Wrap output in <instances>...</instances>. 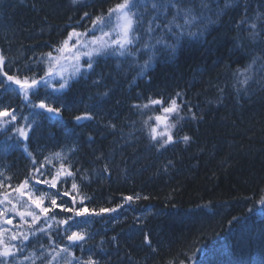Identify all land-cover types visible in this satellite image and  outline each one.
Instances as JSON below:
<instances>
[{
    "label": "trees",
    "instance_id": "16d2710c",
    "mask_svg": "<svg viewBox=\"0 0 264 264\" xmlns=\"http://www.w3.org/2000/svg\"><path fill=\"white\" fill-rule=\"evenodd\" d=\"M119 2L0 0L3 71L39 79L48 68L45 54L60 55L54 49L69 32L86 33L90 40L110 31L116 17L109 18L108 9ZM134 2L133 11L141 12L143 20L130 55L97 56L88 72L63 74L68 88L52 92L41 83L31 94L32 103L45 99L60 107V116L28 107L17 85L0 74V108L15 110L17 116L7 130L0 129V181L5 185L0 194L12 192L49 157L52 163L42 169L49 179L61 163L70 165L74 176L62 178L55 189L31 181L36 196L47 193L44 206L55 195L65 207L116 209L75 217L55 208L31 229V217L21 221L14 211L6 212L4 219L12 224L0 219V228L8 230L5 241L23 249L10 258L12 264H32L24 257L33 252L40 257L35 264H46L52 249L59 247H67L72 256L60 253L53 264H81L89 255L98 264H264V203L258 202L264 197V0H230L228 7L226 0H203L206 7L201 0H179L197 17L182 36L180 29L163 28L172 9L147 33L153 0ZM101 15L104 23L93 28L91 20ZM176 22L183 25V16ZM189 31L199 35L189 36ZM145 43L154 47L145 48ZM165 44H176L175 52ZM75 51L64 54L62 66ZM145 61L149 66L141 74ZM245 77L247 82L241 83ZM62 82L59 76L51 81L55 87ZM173 97L183 118L170 117L172 122L179 119L172 129L174 142L157 150L144 121L154 125L149 117L161 114ZM149 98L165 103L134 107ZM85 112L94 118L74 119ZM33 121L29 140H18L12 129ZM185 135L190 137L187 143ZM57 152L66 159H57ZM73 181L79 195L71 191ZM65 191L70 195L63 196ZM125 196L133 200L125 201ZM15 197L12 193L13 202ZM81 197H86L83 205ZM8 208L7 202L0 204V211ZM70 216L67 225L58 223ZM41 227L46 232L36 231ZM22 231L36 234L22 244L9 241L11 233ZM74 231L86 233L85 240L70 243L67 235Z\"/></svg>",
    "mask_w": 264,
    "mask_h": 264
},
{
    "label": "snow or ice",
    "instance_id": "6c2138e0",
    "mask_svg": "<svg viewBox=\"0 0 264 264\" xmlns=\"http://www.w3.org/2000/svg\"><path fill=\"white\" fill-rule=\"evenodd\" d=\"M73 3H77L78 0H72ZM202 6L206 7L207 5L203 3L201 0ZM230 5V0H226L225 7ZM151 9L154 10V14L151 16L148 26L145 31L149 34L155 31L153 27V23L160 19L165 13L169 11V9L173 10V15L167 23L163 24V28H167L169 32H172L173 28L180 29L179 36L184 35L185 27H190L193 22L196 21L197 17L192 14V9L187 7H181L179 0H153L150 4ZM145 11L148 10V3H144L143 5ZM134 8H137V4L134 0H120L119 3H116L114 6L108 9V17L115 15L116 23L114 27L110 31H102L100 36H93L90 40H83L82 38L85 37L86 33L77 32L75 30L69 32L68 38L62 41L59 47L54 49L55 52L59 53L60 55H53L52 52H48L45 55L48 57V68L44 73V76L39 77V79L35 77H28L24 76L23 78L16 76V75H9L7 72L3 71V63L5 57L0 55V74H2L6 80L12 84L17 85L19 88V93L24 102H26L28 107L34 109H41L44 112L48 113L49 115L53 116H60L61 115V108L53 106V103L48 102L45 99H39L37 103L31 102V94H35L36 90L39 88L41 83H43L46 87H50L52 92H59L69 87L68 79H66L63 75V68L60 63L61 59L64 58V54H67L72 51V49H76L75 53H73L74 59L76 61L75 71L72 73V76H75L80 73L81 66L79 64V60L81 56H87L88 61L84 72H88L93 68L94 58L97 56H102L106 54H112L117 56H124L126 54H131L129 51V46L133 45L139 37L135 35L138 30V26L142 23L143 14L139 11H133ZM84 16L87 17L88 13H84ZM183 16L184 24L181 25L177 23V17ZM105 21L104 16H96L94 19L91 20V24L93 28L98 25L103 24ZM156 28H160L161 25L157 23L155 25ZM251 27L253 29L256 28L255 24H252ZM112 32H115V38H111ZM189 36H197L199 33H194L189 31L187 33ZM258 35V33H253V36ZM179 36L177 37V41L179 40ZM76 38V43L70 45V41ZM107 38V39H106ZM163 41L157 40V43H162ZM79 45V47H77ZM145 48L154 47L153 45H149L148 43L144 44ZM166 48L171 49L174 53L176 50V44H165ZM80 48L87 49L86 51L81 52ZM149 66V61H145L143 71L147 69ZM251 67V65L249 66ZM247 71V69H245ZM56 76H59L60 79L63 81L59 83L58 87L52 85L51 81ZM99 81H95L94 83H98ZM247 77H245L244 81L241 83H246ZM4 84L0 83V88H3ZM106 94V93H105ZM180 93H177L176 96H179ZM165 102L163 99H152L149 98L148 102L143 105H135L134 107H138L141 109H148L153 106L163 105ZM191 111V110H189ZM181 108L180 105L177 103L175 97L171 98L168 102V106L161 108V114L154 115L149 117V120L154 119L155 124L149 125L148 120L144 121L145 126L149 129V137L152 141L157 142V150L160 148H164L166 145H169L174 142V135L172 133V129L176 127V124L179 123V119L183 117L180 116ZM39 115V114H37ZM175 115L179 119L175 122H172L170 117ZM93 115L89 112H85L82 115L75 116L74 119L77 121L80 120H91L93 119ZM193 119H196V116L193 114ZM27 120V117H25ZM17 121V116L15 114V110H9V108H0V129L7 130L8 125H12ZM33 121L32 123H25L23 125H19L14 127L12 130L15 136L20 141H27L29 140V132L33 128ZM161 126L163 130L161 129ZM182 140L187 143L190 140V137L185 135L182 137ZM24 151L28 152L29 156H32V153L28 151L27 146L24 147ZM57 159H66V157H62L60 152L53 154ZM33 163H36V160H33ZM52 160L49 157H45L44 162L40 163L38 168H35L33 172H30L27 177H25L15 188L12 189V192L5 191L4 193L0 194L2 198H0V204L7 202L11 205V208L4 209L0 211V219H3L5 223L12 224L11 219H4L5 214L8 211H14L16 215H18L21 221L25 220V217H31V223L28 224L29 229L32 228L33 225L37 224L40 221L41 216L48 217V214L55 208H60L63 212H71L75 217H82L87 215H101L107 212H114L116 211L115 208H100L99 211L95 209L89 210L87 207H65L62 204L57 203V198L55 195L51 197V204L50 206H44V201L47 197V193H41V195H35V187L31 183V181H35L36 185L44 184L47 185L49 188H57L58 183L62 182V178L72 177L74 173L70 170V165L66 166L64 163H61L59 168L55 170L54 173H50V179L45 175L42 171L44 169L45 164H51ZM107 171V167L105 168ZM0 175H3L0 173ZM10 179V178H8ZM5 187L3 181H0V188ZM11 187V185H8ZM72 192H75L79 195V186L73 181L72 183ZM12 193L16 194L15 202L12 199ZM59 194V193H58ZM63 196H69L70 193L65 191L62 193ZM27 198L26 200L24 198ZM139 198L138 196L136 197ZM73 201V205L76 202V196L71 197ZM86 197H81L80 203L83 205V201ZM125 201H132V196H125ZM147 199V197H144ZM259 203H264V197H261ZM33 206L35 209L39 210V213L33 210ZM119 207V205L117 206ZM51 219H55V216H52ZM72 217H68V219L59 220L58 223L61 225H67L69 220ZM235 219V218H234ZM50 227V226H49ZM36 231L41 233L46 232L44 228H38ZM8 232L5 228H0V264H12V259L17 255V253L22 252L23 249L19 247L17 244L6 242L5 241V234ZM36 234L35 231L33 232H13L8 237L9 241H16L19 240L22 244L24 241L29 240V236H34ZM86 238V233L83 231L79 232H71L70 235H67V239L70 243H75L79 241H84ZM51 240V237H49ZM146 243H150V240L147 235L144 237ZM43 247V245H41ZM59 247V246H57ZM156 251V249H153ZM54 254H51V259L47 260L46 264H53V261L57 260L60 256V253H67L69 257L72 256V253L69 251L67 247H59L57 251L55 248L52 249ZM43 256V253H41ZM36 254L33 252L29 256H25L24 260L32 261V264H35V260L39 259ZM65 264H71V261H65ZM81 264H98L96 260L89 255L88 259L82 261ZM183 264V262H181Z\"/></svg>",
    "mask_w": 264,
    "mask_h": 264
},
{
    "label": "rangeland",
    "instance_id": "374dc122",
    "mask_svg": "<svg viewBox=\"0 0 264 264\" xmlns=\"http://www.w3.org/2000/svg\"><path fill=\"white\" fill-rule=\"evenodd\" d=\"M91 37H93V36H91ZM89 38H90V36H85L82 39L83 40H89ZM73 40H74V43H71ZM69 43H70V45L75 44L76 43V38L73 37V39ZM77 47H79V45H77ZM86 50L87 49L80 48V51L81 52L86 51ZM87 61H88V57L87 56H81L80 57V60H79V64L81 66V69L80 70L85 69L86 64H87ZM63 63H64V61L62 62V64ZM75 65H76V61L74 59V56L72 55L71 57L68 58V60L62 66V68H63V74L69 75L72 71L75 70ZM66 75H64V76H66Z\"/></svg>",
    "mask_w": 264,
    "mask_h": 264
},
{
    "label": "water",
    "instance_id": "95a60500",
    "mask_svg": "<svg viewBox=\"0 0 264 264\" xmlns=\"http://www.w3.org/2000/svg\"><path fill=\"white\" fill-rule=\"evenodd\" d=\"M48 114V113H47Z\"/></svg>",
    "mask_w": 264,
    "mask_h": 264
}]
</instances>
